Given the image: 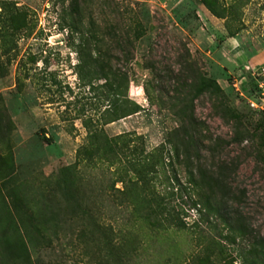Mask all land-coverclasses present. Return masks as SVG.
I'll return each mask as SVG.
<instances>
[{
    "label": "rangeland",
    "instance_id": "374dc122",
    "mask_svg": "<svg viewBox=\"0 0 264 264\" xmlns=\"http://www.w3.org/2000/svg\"><path fill=\"white\" fill-rule=\"evenodd\" d=\"M67 2L0 0V264H121L106 257L100 231L88 218L72 216L64 205L46 208L53 193L58 199L51 180L70 171L83 184L90 179L92 213L111 230V243L135 248L123 264H197V213L186 199L182 167L165 164V157L151 178L155 195L185 222L184 229L157 232L117 204L109 185L121 163L91 165L77 155L92 133L126 132L141 140L144 152L158 146L176 124L166 107L174 91L185 92L191 76L186 62L198 66L204 83L247 121V139L229 143L230 128L212 100L202 95L193 101L194 116L211 140L218 139L217 158L236 166L232 184L244 191L243 210L264 236V163L251 135L254 122L264 124V0H107L103 7L94 0L90 12L97 26L106 17L117 21L115 5H128L145 30L125 47L128 59L114 52L112 65L125 72L127 83L110 88L79 73L78 35L66 27ZM83 16L84 25L86 9ZM121 103L139 110L105 123L113 104ZM223 249L235 255L236 246Z\"/></svg>",
    "mask_w": 264,
    "mask_h": 264
},
{
    "label": "trees",
    "instance_id": "16d2710c",
    "mask_svg": "<svg viewBox=\"0 0 264 264\" xmlns=\"http://www.w3.org/2000/svg\"><path fill=\"white\" fill-rule=\"evenodd\" d=\"M93 1L68 0L65 8V15L68 17L66 27L78 35L75 53L79 73L83 72L94 80L101 79L102 85L108 88L116 86L118 81L127 83L125 72L112 65V59L117 60L114 52L117 50L123 58L128 59L131 54L125 47H132L144 35V27L128 5H115L117 21L113 22L106 17L101 21L100 27L97 26L90 12ZM107 4V0H100L101 7ZM85 9L86 20L83 25L81 21ZM207 9L213 13L210 8ZM186 64L191 76L185 81V92L174 91L166 107L175 118L176 124L167 131L158 146L152 151L144 152L141 140L136 136L130 137L126 132L111 137L92 133L88 137L90 143L87 147H81L77 155L83 156L86 163L91 165L96 161L104 162L108 166L121 163L122 168L118 169L117 166L114 169L116 177L109 185L119 197L118 199L113 196L112 201L118 199L119 207H129L135 221L150 231L157 232L166 231L170 227L178 230L185 227V222L178 217L177 211L167 209L152 190L153 173L164 165L166 157L165 164L174 163L182 167L187 176L186 199L189 207L197 213V223L192 222L193 226H197V264H220V261L233 264L235 259L238 264H264V236L252 228L243 210L244 191L238 190L232 184L231 178L236 166L232 162L217 158L215 150L220 145L217 143L218 139L211 140L204 129V122L194 116L193 101L202 95H207L212 100L211 108L230 128L229 143L240 144L247 139V121L227 104L223 93L213 91L204 83L203 73L198 66L191 67L189 65L192 63L189 62ZM113 107V117L105 123L139 110L135 104L131 110L126 109L123 103L115 106L113 104ZM251 135H254L255 153L264 163V124L254 122ZM164 151L165 156L162 155ZM51 181L49 184L58 194V199L53 193L52 203L46 208L60 209L64 205V210L71 212L72 216L88 218V224L100 231L99 241L105 247L106 257L114 255L123 264L122 260H126L135 248H126L122 240L113 245L109 237V227L95 221L92 210L96 206L90 196V179L83 184L80 176L70 171L67 176ZM115 182L121 183L120 189L114 188ZM226 246H236L234 256L225 253L223 248Z\"/></svg>",
    "mask_w": 264,
    "mask_h": 264
}]
</instances>
